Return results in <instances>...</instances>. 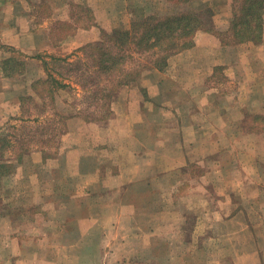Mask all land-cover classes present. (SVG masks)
I'll return each instance as SVG.
<instances>
[{"label": "rangeland", "instance_id": "1", "mask_svg": "<svg viewBox=\"0 0 264 264\" xmlns=\"http://www.w3.org/2000/svg\"><path fill=\"white\" fill-rule=\"evenodd\" d=\"M181 1L183 2L163 0L155 13L152 11L151 13L154 14L149 17L166 16L175 11L184 12L183 14L191 11L201 13L211 9L214 14L211 18L214 22L212 25L218 32L200 31L195 37V45L185 51L194 49L200 42L202 34L205 33L214 35L223 47L235 50L236 59L235 54L234 59L231 60L232 55L227 53L230 56L224 55L223 57L227 60H222L226 65L206 69L204 73L206 72L205 76L208 79L198 81L194 78L196 58L200 57L197 56L198 54L188 57L187 61L191 63H184L182 78L178 77V70L172 64V58L178 54L170 57L165 63L164 70L160 71L153 65V61L158 59L155 52L137 53L133 46L123 52L128 58L121 69L123 72L117 73L116 77L111 74H100L97 67L94 68L91 58L98 54L93 53L90 48H85L86 46L81 49L58 51L57 56L68 57L69 64L55 62L51 59V55L40 56L43 63L46 62L47 70L45 71L43 64L36 65L34 68L39 70L42 67L44 77L38 81H27L28 87L29 84L32 85L35 96L7 98L6 93L0 95V128L3 130L0 133L4 132L10 142L8 147H3L0 143V156L4 154L0 162L11 161L22 165L23 162H19L17 158L23 154V149H28L29 154L22 156L34 155L35 160L31 157L25 161L28 170L33 171L40 168L36 160V156L38 158L40 156L36 153L45 152L44 164H46L42 168L40 184L56 186L68 183L65 189H70L72 185L74 188L82 189V180L72 174L74 169L70 161L61 160L56 164L52 162V159L62 154L63 142L70 131L67 123L74 116L88 123L104 122L105 127L101 129H96L93 124L90 130L81 129L83 134L89 132L91 136L100 134L103 140L102 145L91 146L92 150L100 153L104 159V169L108 172L118 171L119 168L122 172L128 171L129 165L135 161L132 155L137 154L140 178L139 181L138 179L131 181L125 174L123 183L125 186L122 185L123 190L119 193L112 192L120 183L116 178L108 179L104 183L105 187H100L103 189L101 191L102 208H92L91 212L92 215L104 220L101 226H98L103 233H106L108 237H113L114 234H123L122 237H124L127 234L129 237L128 249L125 250L127 252L131 250V247L133 252L135 249L136 252L140 250L137 248L144 250L142 245L144 241L136 237L132 238L130 235L135 228L134 223L124 220L128 215L138 213L140 232L145 231L151 224L153 227L158 224L161 230L159 232L168 231L169 240L176 246L174 249L179 254L175 264H254L256 261L264 264V49H261L262 44L258 43H236L232 34H229L231 37L219 35L220 32L225 33L230 28L234 14L241 3H237L238 0ZM111 2L106 0L104 4ZM86 4L87 11L81 4H78L79 7L75 6L77 27L95 21V19L92 20L94 2L89 0ZM45 6L43 4L41 7L42 12L49 16L50 9ZM38 11L41 12L37 9ZM136 13L137 17L134 20H127V26H119L115 29L114 24L111 23L106 25L103 31L110 33L113 30H130L134 32V22L146 18L141 16V10L139 12L138 9ZM79 16L81 21L77 18ZM50 27L58 30L59 40L67 42L72 39L70 27L59 23ZM26 42L30 41L26 40ZM105 46L106 50L116 51L112 48L110 41H105ZM7 53L17 58L13 54L15 52L8 49ZM31 53L32 50L27 53L28 58ZM205 55L202 56L205 58ZM209 57L212 58V55L209 54ZM0 65H3V62H0ZM2 68L7 75L15 73L19 68L24 70L23 66L17 63L6 64L5 68L4 66ZM125 73H127L125 78L128 83L120 86L113 96H110L109 93L115 87V81L124 79ZM33 74L30 75L27 71L25 77L28 79ZM49 75H51L50 79ZM146 76H152V85H155L156 80L161 81V78H165V87L162 88L163 93L160 96L150 95L147 89L142 87L140 82ZM97 78H100L99 82H95ZM56 81L66 85L67 88H60ZM220 117L227 119L232 126L224 127L222 122H216V118L220 119ZM82 132L81 135H83ZM74 136L77 137L76 134H73ZM180 140L183 144L186 141L187 153L190 156V163L182 169H178V158L166 159V155H169L167 151L175 150L176 152V148L180 147ZM85 146L88 151L87 148L90 146L88 144ZM214 151L217 155H209L204 159L205 154ZM121 152L123 155L120 154ZM148 152L161 155L160 157L165 155L166 160L158 159L145 164L146 161L142 159ZM198 156L199 158L196 159ZM47 160L50 161L47 163ZM153 164L154 167H150ZM54 165L58 167L57 170ZM148 167L151 168L148 170V175L156 171L160 172L163 167L169 168L170 171L162 175L155 173L153 178L146 180L145 177L142 178V175ZM17 168L18 165L15 169ZM56 171L61 173L57 175ZM64 173L65 176H63ZM30 177L27 182H22L14 190L11 188L14 185V174L1 180L0 205L3 200L5 204L9 201L21 203V200L23 203L36 204L39 197H34V188L31 186L35 180L34 176ZM147 184L154 185L161 192L148 193ZM24 186L27 190L25 189L22 194L25 196L23 199L20 194ZM152 195L155 196L156 201H165L169 204L165 207L168 218L156 220V222L154 219V223H151V218L154 216L157 218L158 215H152L155 211L145 208L146 205L150 208V204L153 203ZM57 196L53 193L49 199L58 200ZM136 202L141 207L132 208ZM122 204L124 206L119 208ZM33 210L35 209L30 211L32 215ZM77 211L80 210L76 208L75 212ZM40 212L44 216L49 213L47 210H40ZM238 212L240 216L244 214L246 217L251 232V242L249 241L247 250V252L252 250L251 259L233 255L226 257L228 253L221 239V233L223 232L224 235L226 232L221 231L217 220L215 222L207 220L210 215L220 219L231 214L237 215ZM120 218L122 220L119 222ZM114 221L116 222L114 227L118 225L116 228H112ZM203 233L205 235L197 238ZM189 238L193 239H191L193 245H189L191 240L186 242ZM218 238L220 246H218ZM241 238L243 236L240 234L236 236L233 243H230L229 254L240 255L244 251L235 246L241 243ZM116 243L115 249L119 248L120 242L112 241L108 251ZM198 244L202 251L186 258L185 253L195 250ZM225 245H227L226 242ZM122 248L124 246L117 251L119 256ZM89 253L92 254L93 250ZM130 257L131 255L128 260ZM88 261L93 263L95 256L90 255Z\"/></svg>", "mask_w": 264, "mask_h": 264}, {"label": "crops", "instance_id": "2", "mask_svg": "<svg viewBox=\"0 0 264 264\" xmlns=\"http://www.w3.org/2000/svg\"><path fill=\"white\" fill-rule=\"evenodd\" d=\"M87 1L89 2V0H0V62H3V65H0V95L6 93L7 98L35 96L32 85L29 84L28 87L27 81H38L44 77L43 70H41L42 67L40 69L38 68L39 70L34 68V66L42 64L44 67V63L40 56L51 55V57L58 58L60 57L57 56L60 49L74 50L81 49L87 45L99 44L102 42V31L105 29L106 25L113 23L115 29H118L117 27L119 26H127V20H134V18L137 17L136 11L138 9L139 12L141 10L142 17L152 16L163 0H111L112 2L107 5L104 4L106 0H92L95 4L92 6L94 8V17H92V20L95 19V21L83 25L82 27H77V19L74 11L75 6L79 7L80 5L78 4H81L86 8ZM43 4L50 9L49 16L43 14L41 8ZM37 9L41 10V12H37ZM152 11L154 13H151ZM77 18L78 20L81 19L80 16ZM55 23L68 26V28L70 27L72 39L67 42L59 40L58 30H53V28L51 29L50 27ZM200 39V42L194 49L184 51L172 58V64L175 65L178 70V77L182 78V70L185 66L184 63L190 64L191 62L187 61V59L193 54H198L197 56H200L196 58V71L194 76L195 80L198 81L208 79L205 76L206 72L204 73L206 69H214L215 67L226 65L222 61L226 59L223 57L224 55L229 57L231 54L232 56H230V59L233 60L235 54V59L237 58L235 50L223 47L220 40L214 35L204 33ZM26 40L30 42H26ZM58 40L60 41L59 43ZM8 49L15 52L13 54H15L14 56L17 58L9 56L7 53ZM261 49H264V42L261 45ZM30 50H32V53L28 58L27 53ZM205 54L208 55L206 56ZM209 54L212 55V58L209 57ZM202 55H205V58ZM12 63H17L19 66L22 65L24 70L22 71L21 68H19L15 73L7 75L4 72L5 69L2 67L4 66L5 68L6 64L10 65ZM176 63H178V65H176ZM27 71L30 75L33 74L34 71V74L28 79L25 77ZM151 78L152 76H146L140 83H142V87L147 89L150 95H157L158 97L163 93L162 88L165 87L166 80L165 78H161V81L156 80V82H154L155 85H152ZM216 122H222L224 127L232 126V123L229 124V121L222 117H220V119L216 118ZM91 124H93L96 129L105 127L103 126L104 122L88 123L76 116L69 120L67 125L70 131L63 142V152L62 154L60 153L56 159H52V162L56 164L61 160L66 162V159H68L67 161H70L74 169V173L72 174L74 177L82 180V189L74 188V185H72L70 189H65L68 187V183L56 186H44V184H40L42 182V168H44L46 164H44L45 152L36 153L40 156L39 158L36 156L37 164L40 165V168L38 167L33 171L28 170L25 161L28 158H33L34 155L25 156L22 160V165L21 163H15V165H18V168L14 171V185L11 186V188L14 190L17 186L21 185L22 182H27V179L31 178L30 176H34L35 181L31 187L34 188V197H39V200H36V204L23 203V200H21V203L20 201H9V203L5 204L6 202L4 200L3 203H1L0 264H175L179 254L174 249L176 246L169 240V236L167 235L168 231L159 232L161 230L158 224L156 227H153L151 224L145 231L140 232L138 228L140 218L138 216L139 214L136 212V214L128 215L124 220L131 224L134 223L135 228H133V232H131L130 235L132 238L136 237L144 241V243H142L144 250L137 248L140 250L136 252L135 249L133 252L131 247V250L127 252L125 251L128 249L127 243L129 237L127 234L124 237H122L123 234H114L113 237H108V235L103 233L99 228L104 220L92 215L91 209L102 208L101 197H103V195H101V191H103V189L100 187H105L104 183L108 179L116 178L119 179L120 183L112 192L115 193L118 191L119 193L123 190L122 185H124L125 174L128 175L131 181H135L136 179L139 181L140 173L137 154L132 155L135 161L133 164L129 165L130 168H128V171L122 172L119 168L118 171L108 172L104 169V159L100 156L101 154L92 150V146L99 147L102 145L101 143L103 140L100 134H93V136H91L89 135L90 132L83 134L81 131L83 128H88L90 130ZM220 126L223 128L222 125ZM81 132L83 135H81ZM73 134H76L77 137H73ZM182 141L179 142L180 147H178V149L176 148V152L175 150L172 152L167 151L169 155H166V159L171 157L178 158V169H182L183 166L186 167L187 164L190 163L186 141L185 144H183ZM85 144L90 146L87 148L88 151L85 149ZM120 154L123 155V152ZM209 155H217V152L214 151L207 155L205 154L204 159L208 158ZM160 156L161 155L158 156L152 152H148L142 160L146 161L145 164L150 161L154 162V160L158 161V159L164 161L165 155L163 157ZM198 158L199 156L196 159ZM32 160H35V158ZM49 161L50 160H47V163ZM81 165H83L82 168ZM150 167H154V164ZM160 167L158 169H160ZM57 168L55 167L56 170ZM146 169L147 170L142 175V178L145 177L146 180L151 177L153 178L155 173H160V175H162L170 171L169 168L163 167L160 172L156 171L154 174L151 173L148 175V170L151 168L148 167ZM56 173L59 175L61 172L56 171ZM65 173L63 176H65ZM147 186L149 188L148 193L150 194L161 192L158 191L159 189H156L154 185L147 184ZM25 189L27 190V187L24 186L20 195L24 194ZM53 193L58 195V200L54 199V201H51L49 199L50 195ZM44 195L47 198H45ZM24 198L25 196H23V199ZM74 199L80 201H75ZM151 201L153 203L150 204V208H148L147 205L145 208L155 211L152 212V215H158L157 218H155L156 216L151 218V223L154 219V222H156V220L168 218L166 217L168 211L165 207L169 206V204L165 203V201H156L154 195H152ZM156 202L158 203L156 204ZM123 206L122 204L119 208ZM139 206L140 204L136 202V205H132V208H139ZM76 208L80 211L75 212ZM31 209H35L33 210V215L30 213ZM40 210H47L49 213L44 216ZM240 212H238L237 215L231 214L230 216L220 219L210 215V218L207 220L208 222H215V220H217L216 222L219 223L221 231L226 232L224 235L223 232L221 233V239L224 241L223 246L228 253L226 257H232L233 255L241 256L244 259L247 257L251 259L252 250L247 252L249 241L251 242V232L246 217H244L243 213V215L240 216ZM75 217L78 218L75 219ZM120 220H122V218L119 219V222ZM115 221L112 228L118 226L114 227ZM202 222H204V220ZM240 234L243 236V238H241V243L235 246L240 250L243 249L245 252L242 251L240 255H234L233 253L229 254L228 249L230 243H233L236 236ZM203 235L205 234H199L197 238ZM191 239H187L186 242ZM192 240L189 245L192 244ZM112 241L120 242V247L115 249L116 243L110 251H108V247H110ZM217 242L218 246H220L219 238ZM225 242L227 245H225ZM122 246H124V248L120 251L121 254L119 256V252L117 251ZM250 247L252 248L251 244ZM195 248L196 247H194V249ZM91 250H93L92 254L89 253ZM199 251H202L200 244H198L195 250L186 252V258L195 255L196 252ZM89 254L91 257L93 255L95 256V261L93 263L88 261L90 259ZM130 255L131 257L128 260ZM220 257L223 259V256L220 255ZM254 264L261 263L256 261Z\"/></svg>", "mask_w": 264, "mask_h": 264}, {"label": "trees", "instance_id": "3", "mask_svg": "<svg viewBox=\"0 0 264 264\" xmlns=\"http://www.w3.org/2000/svg\"><path fill=\"white\" fill-rule=\"evenodd\" d=\"M183 2L181 0H177ZM186 1V0H184ZM237 1V0H234ZM238 10L234 14V20L232 21L230 28L227 32H220L221 37H228L232 34L236 43L252 42L262 44L264 40V0H242ZM184 12L175 11L168 13L166 16L157 15L154 17H146L134 22V32L130 30L119 31L113 30L108 33L102 31V42L99 44L87 45L85 48H90L93 53L98 54L92 57V63L94 68L97 67L98 72L103 75L111 74L116 77L117 73L123 72L126 57L123 52L126 49H131L133 46L135 52H155L158 55V59L153 61V65L157 70H164L166 67V61L182 51L189 49L195 45V37L203 31L205 33H216L218 31L214 28L213 18L214 14L211 9H207L201 13L190 12L183 14ZM139 31V32H137ZM227 33V34H226ZM229 37H231L229 35ZM105 41L112 43V48L115 50H106ZM55 62L69 64V58L51 57ZM44 69L47 70V64L44 63ZM126 74L124 79H118L115 81V87L110 90L109 95L113 96L115 91L120 86L128 83L126 81ZM126 77V78H125ZM51 75H49V79ZM100 78H97L95 82H99ZM56 81L58 86L66 87ZM94 82V81H92ZM24 122L29 120H22ZM37 121V118L34 120ZM0 131H3L0 128ZM0 143L3 147L9 146L8 137L4 132L0 133ZM2 149V148H1ZM22 155L29 154L28 149L22 150ZM20 155L17 159L19 162L24 156ZM4 158V154L0 156V161ZM16 165L13 162H0V189L2 188V181L5 178L13 175Z\"/></svg>", "mask_w": 264, "mask_h": 264}]
</instances>
